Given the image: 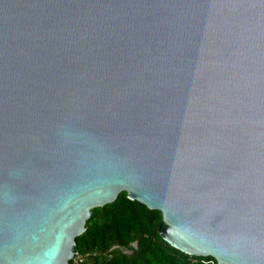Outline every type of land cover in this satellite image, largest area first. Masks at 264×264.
<instances>
[{"label":"water","instance_id":"1","mask_svg":"<svg viewBox=\"0 0 264 264\" xmlns=\"http://www.w3.org/2000/svg\"><path fill=\"white\" fill-rule=\"evenodd\" d=\"M120 191L264 264V0H0V264H71Z\"/></svg>","mask_w":264,"mask_h":264},{"label":"trees","instance_id":"2","mask_svg":"<svg viewBox=\"0 0 264 264\" xmlns=\"http://www.w3.org/2000/svg\"><path fill=\"white\" fill-rule=\"evenodd\" d=\"M161 224L159 210L120 191L113 201L93 208L89 225L76 237V256L83 259L71 264H216L211 256L170 246L162 238Z\"/></svg>","mask_w":264,"mask_h":264},{"label":"rangeland","instance_id":"3","mask_svg":"<svg viewBox=\"0 0 264 264\" xmlns=\"http://www.w3.org/2000/svg\"><path fill=\"white\" fill-rule=\"evenodd\" d=\"M83 259V256H81V258L79 257V258H75L74 259V262L76 263V262H78L79 260H82Z\"/></svg>","mask_w":264,"mask_h":264},{"label":"built area","instance_id":"4","mask_svg":"<svg viewBox=\"0 0 264 264\" xmlns=\"http://www.w3.org/2000/svg\"><path fill=\"white\" fill-rule=\"evenodd\" d=\"M76 258H79L78 256H76Z\"/></svg>","mask_w":264,"mask_h":264}]
</instances>
